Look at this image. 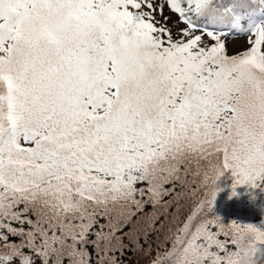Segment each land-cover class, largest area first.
Listing matches in <instances>:
<instances>
[{
    "label": "snow or ice",
    "instance_id": "6c2138e0",
    "mask_svg": "<svg viewBox=\"0 0 264 264\" xmlns=\"http://www.w3.org/2000/svg\"><path fill=\"white\" fill-rule=\"evenodd\" d=\"M228 170L264 192V0H0V264H264Z\"/></svg>",
    "mask_w": 264,
    "mask_h": 264
},
{
    "label": "trees",
    "instance_id": "16d2710c",
    "mask_svg": "<svg viewBox=\"0 0 264 264\" xmlns=\"http://www.w3.org/2000/svg\"><path fill=\"white\" fill-rule=\"evenodd\" d=\"M234 179L231 171L228 170L218 181V187L223 190L219 192L217 197L216 213L222 216L225 222L239 220L264 226L261 224V221H264V192L259 189L251 190L249 186L245 185L236 189L237 196H232ZM253 191L256 195L254 202L251 198ZM226 193L228 194L227 200L224 199Z\"/></svg>",
    "mask_w": 264,
    "mask_h": 264
},
{
    "label": "clouds",
    "instance_id": "9594fccd",
    "mask_svg": "<svg viewBox=\"0 0 264 264\" xmlns=\"http://www.w3.org/2000/svg\"><path fill=\"white\" fill-rule=\"evenodd\" d=\"M245 251H249V250L245 249ZM240 264H250V258L245 257L244 259L241 260Z\"/></svg>",
    "mask_w": 264,
    "mask_h": 264
},
{
    "label": "rangeland",
    "instance_id": "374dc122",
    "mask_svg": "<svg viewBox=\"0 0 264 264\" xmlns=\"http://www.w3.org/2000/svg\"><path fill=\"white\" fill-rule=\"evenodd\" d=\"M230 47H231V46H230ZM233 50H235V49H233ZM227 195H228V194L226 193L225 196H224V199H225V200H227V197H228Z\"/></svg>",
    "mask_w": 264,
    "mask_h": 264
}]
</instances>
